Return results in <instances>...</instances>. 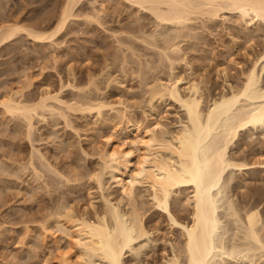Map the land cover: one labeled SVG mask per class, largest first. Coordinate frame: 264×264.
<instances>
[{
    "label": "rangeland",
    "instance_id": "374dc122",
    "mask_svg": "<svg viewBox=\"0 0 264 264\" xmlns=\"http://www.w3.org/2000/svg\"><path fill=\"white\" fill-rule=\"evenodd\" d=\"M63 1L1 0L0 25L18 20L28 28L35 24L53 28ZM94 7L98 12L95 16ZM74 12L76 16L69 19L68 26L53 40H36L20 31L15 39L0 43V164H11L8 168L5 164L7 172L0 175V264H58L55 253L68 246L69 240L55 225L61 213L56 218L52 213L51 219L54 217L56 221L51 220V210H62L65 215L67 205L76 217L82 214L95 219V215L105 211L107 200L125 214L134 205L141 208L147 229L151 230L150 235L138 238L126 249L125 264H168L174 246L183 240L179 228L154 205L148 184L137 183L131 199L116 186V172L106 166L107 153L125 142L124 146L133 148L138 155L133 129L136 125H140V130L156 127V134L166 139L182 126L186 118L180 104L166 93H150L158 80L183 78L180 83L183 90L198 81L206 96L204 107L215 96L229 92L231 85H241L246 72L259 59L264 45V22L247 25L232 11L221 12L216 18L193 15L188 26L180 30L188 36L178 37L181 50L172 54L180 58L172 67L163 56L161 45L163 36L177 25L157 26L151 12L127 0H84ZM174 29L172 33L178 30ZM153 31L157 32L156 43L162 42H158L160 46L148 45L142 37L137 39ZM131 37L134 44L129 42ZM57 92L60 98L78 104L79 108L64 105L57 113L45 111L46 118L36 116L32 137L27 134L28 126L22 115L12 116L2 110L1 102L9 94L16 93V98L21 94L19 99L36 102L46 93ZM94 100L104 104L101 110L88 106L94 105ZM241 132L240 141L231 145L230 155L248 162L250 168L237 170L233 175L237 187L223 192L240 204L254 192H264V130ZM32 152L40 156L33 159ZM30 158L34 165H28ZM22 163L24 168H19ZM133 168L135 165H130L127 172ZM96 174L101 176V186ZM181 190L172 193L171 207L178 217L190 220L192 207L186 196H191L192 189ZM261 204L264 210V198ZM43 221L50 232L44 230ZM40 225L44 232L40 233ZM256 258L259 264H264L263 258L259 255ZM92 260L98 263L99 258ZM245 260L240 258L238 262L250 264ZM231 261L234 263L229 257L227 262L232 264Z\"/></svg>",
    "mask_w": 264,
    "mask_h": 264
},
{
    "label": "bare ground",
    "instance_id": "6f19581e",
    "mask_svg": "<svg viewBox=\"0 0 264 264\" xmlns=\"http://www.w3.org/2000/svg\"><path fill=\"white\" fill-rule=\"evenodd\" d=\"M83 1L64 0L61 9L59 8L61 11L57 23L53 28L45 29V27L38 24L28 28L18 23V20L17 23H14L12 20L13 23L1 24L0 43L15 39V36L20 31H26L28 36L36 40L55 39L68 26L69 19L74 15L76 16L74 9L82 4ZM127 1L144 11L151 12L158 22L157 26H160V24H162V27L168 26V28H170L169 25H177L178 28L181 26V29L175 26L178 30L174 33H172L174 28L171 27L170 31L172 30V32L168 33L167 36H163V43L157 39L160 44L162 43L163 56L170 61L172 67L173 64L175 65L177 59L180 58L176 59L172 54L181 50L178 37L180 35L183 37L188 36V34H181L180 30H183L182 28H185L189 21L194 18L193 15H196V17L204 15L208 16V18H216L221 15V12L225 14L224 12L232 11L236 12V15L247 25L249 23L264 22V0ZM93 9L95 12V7ZM94 12L93 16L98 14V12ZM92 15L89 14V17H92ZM176 29L174 30L176 31ZM153 32H150L151 34L147 33V37L150 40L146 36L144 38V35H139V38L137 36L138 33L135 36L138 37L137 39H141L142 37L147 41L148 45L152 44L154 45L153 47L160 46L158 42L156 43L155 39L157 32L156 34L155 31ZM165 32L167 33V30ZM160 37L162 38L161 35ZM132 39L131 37L129 39L131 41L129 42L134 44V40L132 41ZM151 39L155 42L151 41ZM263 78L264 45L259 59L246 72L242 84L237 85L238 87L231 85L229 92L215 96L208 107H204L206 96L202 93L203 89H201L198 81L191 82L183 90L180 85L183 78L160 79L150 89V93L152 95H164L166 93L180 104L186 118L182 126L179 127L175 134H172L170 139H166L156 134V127L140 130V125H136L133 129L136 132L134 143H138V149L140 150L138 155H135L133 148L124 146L125 142L117 146L115 145L112 151L107 153L108 162L106 166L114 169V172H116L114 173L116 186L120 187L131 199L135 196L137 183L148 184L153 192L152 199L154 200V205L156 204L158 208L167 213L171 224L179 228L183 240L180 245L178 244L179 247L178 245L174 246L173 243L174 255L171 258L173 261L170 259L168 261L170 263L168 264L172 262L174 264H230L227 262L229 257L231 260L234 259V263L231 261L232 264H240L238 262L240 258L246 259L250 264H259L256 258L257 255L261 259H264V210L260 208L264 192H254L242 204L231 198L229 194H223L229 188L237 187V184L234 183L235 177L233 176L237 170L243 171L250 168L248 162H243L244 160L241 161L237 159L238 157L233 158L230 155L231 145L236 143L237 140L240 141L241 131L243 130H246V132H253L259 128L264 130ZM68 85L74 86L72 83H68ZM17 92H20V90ZM16 93L14 94L16 95ZM14 94H9L3 101L1 100V104L3 105L2 110H4V113H10L12 116L22 115V119H25L28 126L27 134L29 133V137H32L30 133L33 129V119L36 116L46 118L45 111L48 113L56 111L57 113V110L59 108L63 109L64 105H67V108H74L75 105V103L72 104L68 100L65 101L60 98L58 92L56 94L46 93L36 102L30 101L28 98L27 101H23L22 98H18L21 94L17 98L16 96L14 97ZM51 99L54 101L53 103H49ZM84 103L86 104L87 102ZM75 106L79 108L78 104ZM88 106L101 110L104 104L98 100L94 105L88 104ZM156 124L157 126L161 125L160 122H156ZM36 155L38 154L34 152L32 155L33 159ZM135 158L136 161H134ZM30 162L28 165L33 164L31 158ZM24 163L18 165L19 168ZM1 164L0 175L7 172L6 166L8 165V168L10 163H5L6 166L5 164ZM130 165H135V168L127 172ZM50 170L52 171V168ZM4 176L2 177L4 178ZM96 177L101 186L100 174H96ZM69 180L67 178V181ZM7 184L9 185V181ZM52 184L56 185L54 182ZM242 186L240 187L239 185V188H242ZM183 188L185 190L192 189L190 190L191 196H186V199L190 200L187 201L188 203L191 202L192 207L190 220L178 217L175 213L176 211L174 212L171 207L170 198H172V193L175 190L179 191ZM60 205L62 204L60 203ZM106 205L105 211L100 215L97 213L98 215H95V219H88V217L86 218L82 214L76 217V214L73 215L71 212L72 209L70 207V210L67 209V205L65 208L68 213L65 215L62 214V210H56V213L50 209L51 213L47 212L50 216L49 219L52 218V215L56 218V214L58 216L59 212L62 214H59L56 218L57 223L54 224L59 228L60 233L62 232L66 235L69 240H67L69 242L68 246L66 245L63 249H59L55 253L56 256L54 255L57 258L58 264H125L124 255L128 252L126 249L133 246L132 243L138 240V238L150 235L151 230L147 229L141 208L134 205L131 208V212L125 214L115 204L110 203V200H107ZM222 207L224 210L221 211ZM66 210L64 209V211ZM44 218L47 221L46 217ZM223 218H226V220ZM51 220H55L54 217ZM46 223L43 225L44 230L47 231L48 229L49 231L48 225L45 226ZM43 226H41L40 233L43 230ZM175 251H178V253ZM92 257L99 258L98 263H94ZM246 260L245 262H247Z\"/></svg>",
    "mask_w": 264,
    "mask_h": 264
}]
</instances>
